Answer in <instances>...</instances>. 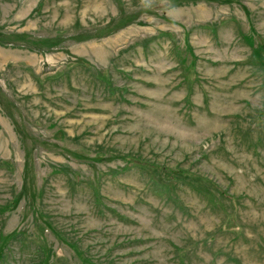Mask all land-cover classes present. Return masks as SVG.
<instances>
[{"label":"rangeland","instance_id":"374dc122","mask_svg":"<svg viewBox=\"0 0 264 264\" xmlns=\"http://www.w3.org/2000/svg\"><path fill=\"white\" fill-rule=\"evenodd\" d=\"M0 264H264V0H0Z\"/></svg>","mask_w":264,"mask_h":264}]
</instances>
